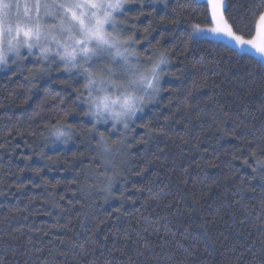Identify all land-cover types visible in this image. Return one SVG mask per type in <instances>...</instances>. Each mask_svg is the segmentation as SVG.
Segmentation results:
<instances>
[{"label": "trees", "instance_id": "trees-1", "mask_svg": "<svg viewBox=\"0 0 264 264\" xmlns=\"http://www.w3.org/2000/svg\"><path fill=\"white\" fill-rule=\"evenodd\" d=\"M259 3L227 0L226 15L247 32ZM204 11L137 0L118 17L142 59L169 63L128 130L97 124L110 144L125 138L107 166L85 108L60 112L82 76L52 64L28 93L37 57L0 68V264H264V174L251 155L264 148V64L226 40L190 41ZM58 121L75 130L67 143L52 135Z\"/></svg>", "mask_w": 264, "mask_h": 264}, {"label": "snow or ice", "instance_id": "snow-or-ice-1", "mask_svg": "<svg viewBox=\"0 0 264 264\" xmlns=\"http://www.w3.org/2000/svg\"><path fill=\"white\" fill-rule=\"evenodd\" d=\"M135 2L137 0H26L21 11L20 0H0V67L23 62L27 56L37 57L38 67L29 69L30 75L25 77L28 93L36 87L32 80L46 76L52 64L59 63L64 72L82 76V90H75L72 101L75 107L60 109V112L67 119L76 108H85L83 116L90 118L92 124L85 133L90 139L99 137L97 155L105 166L112 163L109 157L114 158L121 151L125 138L110 144L97 124L112 121L113 129L121 125L128 130L137 113L159 95L161 65L169 63L164 53H160L158 59L153 56L142 59L136 50L140 42L135 39V33L123 35L126 21L118 16ZM191 2L204 8L208 23L191 25L190 41L212 36L234 44L239 51H255L264 62V0H260L254 23L247 26V32L226 15L227 0ZM246 35L252 38L245 39ZM47 94L50 99H58L59 104L66 103L59 92ZM51 128L52 135L63 143L72 139L75 131L62 121ZM251 155L256 161L253 173L264 174V148L259 155L256 152ZM260 178L264 179V175ZM105 179L106 190L111 193L115 177ZM261 218H264V204L257 219ZM203 234L206 237V230Z\"/></svg>", "mask_w": 264, "mask_h": 264}, {"label": "rangeland", "instance_id": "rangeland-1", "mask_svg": "<svg viewBox=\"0 0 264 264\" xmlns=\"http://www.w3.org/2000/svg\"><path fill=\"white\" fill-rule=\"evenodd\" d=\"M20 2H21V11L23 10V6H24V4L26 3V0H20ZM200 2H203V0H200ZM120 16H122V15H120ZM119 17V16H118ZM205 38H207V39H212V40H216V41H221L222 39H216V38H214V37H212V36H208V37H205ZM246 39V38H245ZM234 45V44H233ZM235 46V45H234ZM236 47V46H235ZM240 52H243V53H249V54H251V55H254L256 58H258L259 60H260V56H259V54H257L255 51H252V50H246V51H240ZM260 62H262V61H260ZM263 64H264V62H262ZM0 68H2V67H0Z\"/></svg>", "mask_w": 264, "mask_h": 264}]
</instances>
